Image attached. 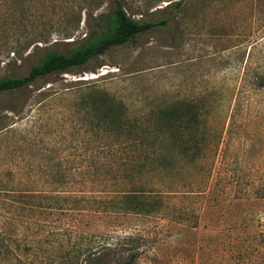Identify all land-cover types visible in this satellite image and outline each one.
<instances>
[{"label":"rangeland","instance_id":"obj_1","mask_svg":"<svg viewBox=\"0 0 264 264\" xmlns=\"http://www.w3.org/2000/svg\"><path fill=\"white\" fill-rule=\"evenodd\" d=\"M117 2L156 25L83 65L0 94V114L14 103L22 110L4 122H16L17 132L0 131V162L58 153L60 140L74 151L85 133L109 142L117 125L128 136L132 125L174 106L198 115L193 130L187 116L177 122L188 148L180 145L173 168L140 184L129 172L102 170V184L65 188L84 194L82 202L0 199V264H264V0H0V79L98 42L112 29ZM40 89L59 97L38 103ZM88 94L90 107L82 105ZM190 150L204 153L201 165ZM134 186L141 195H171L147 199L159 212H131L129 199L126 212L118 192Z\"/></svg>","mask_w":264,"mask_h":264},{"label":"trees","instance_id":"obj_2","mask_svg":"<svg viewBox=\"0 0 264 264\" xmlns=\"http://www.w3.org/2000/svg\"><path fill=\"white\" fill-rule=\"evenodd\" d=\"M182 3V1H179L176 5L181 6ZM162 23H166V21H162ZM155 25L153 22L134 20L129 16L122 4L117 2L113 12L112 29L108 34L103 35L98 42L80 47L69 54L51 53L41 63L34 65L29 74L24 77L0 79V94L5 91L24 88L38 78L51 73L83 65L90 59L105 54L114 46L134 40L139 33L149 30ZM259 86L264 87V80L259 82ZM55 93L50 89H40L36 101L41 103L43 98L40 97H44L45 94L53 95L51 97L56 99L59 96L56 97ZM48 95L45 97H49ZM91 102L95 103L93 94H88L83 97L82 105L90 107ZM177 108L178 106L161 109L156 114L157 120L150 122V124L132 125L128 130V136L124 132V124L117 125V135L109 142L97 137L93 140L92 138L87 139L85 133L81 141L84 143L83 145L73 144L71 146L74 151L69 152L68 148L70 147H65L66 142L60 140V142L56 141L54 143V145L57 144L58 146L60 144L57 149L58 153L45 152L41 157L26 158L22 156L21 158H14L7 161V164L10 163L7 167H3L4 162H0V199L30 202L37 198L57 201L78 198L77 201L82 202L81 199H87L84 194H79L76 190H65V188L98 183L99 181L102 184L100 180L104 174L102 170L121 171L126 178H128L129 172L134 183L140 184L150 175H155V173L167 168H173L175 165L173 161L174 154L179 146H184L186 142L181 136L176 135L178 129L182 127L177 122L180 120L182 122L185 121L184 117L187 116L188 121L186 120V122H194L185 125L193 130V124L198 120V115L194 110L187 112L188 109ZM8 112L10 113L0 114V131L7 129L8 132L15 133L18 131L15 128L16 122L7 123L5 126L4 122L6 119H17L21 116L22 110L14 103L8 108ZM102 117L104 116H101L97 125L99 128H102L101 125L104 121ZM92 144L97 154L88 158L86 154H88V148ZM194 145L199 147L197 143ZM187 156L200 165L204 159V153L202 154L199 151L190 150ZM118 179L120 180V177L114 176L110 180L112 183L117 184L119 182ZM121 179L124 180V178ZM137 188V186H134L129 191L126 189L118 192L120 195L118 198L121 200L123 209L126 212H128V199L133 202L131 212L147 214L155 211L159 212V209L153 210L151 206L147 205L149 203L147 199H157L163 203L165 196L171 195L170 192H164V190H157V193L153 196H148L152 194L151 192H144L141 195L144 191L143 187ZM101 191L107 190L102 189ZM259 251L261 257H263L264 250ZM239 256L242 259L248 257L251 260V257L246 252L240 251ZM91 264H112V260H97ZM120 264H125V262Z\"/></svg>","mask_w":264,"mask_h":264}]
</instances>
